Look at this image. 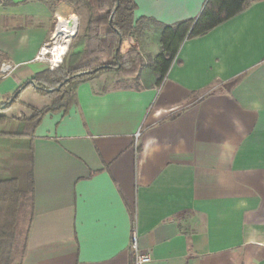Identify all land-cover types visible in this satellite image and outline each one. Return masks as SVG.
<instances>
[{
  "label": "crops",
  "instance_id": "0c3cea01",
  "mask_svg": "<svg viewBox=\"0 0 264 264\" xmlns=\"http://www.w3.org/2000/svg\"><path fill=\"white\" fill-rule=\"evenodd\" d=\"M6 1L0 104L47 69L34 58L65 15L60 2ZM134 2L135 21L171 25L205 0ZM156 36L145 21L121 51L153 57ZM140 76L146 85L135 89L105 71L77 84L68 112L45 114L29 138L0 136V177L31 170L34 183L18 264H131L133 230L147 264H264V0L184 41L159 85ZM19 102L0 114L50 99L27 87Z\"/></svg>",
  "mask_w": 264,
  "mask_h": 264
},
{
  "label": "trees",
  "instance_id": "16d2710c",
  "mask_svg": "<svg viewBox=\"0 0 264 264\" xmlns=\"http://www.w3.org/2000/svg\"><path fill=\"white\" fill-rule=\"evenodd\" d=\"M79 1L91 10L79 43L69 51L57 69H45L35 74L1 103L0 109L9 112L13 106L20 105V93L27 87H31L40 96L48 97L50 104L26 105L19 116L11 112L0 114V136L29 138L45 114L68 112L75 100L77 84L105 71H115L122 87L139 89L146 85V82H141L140 76L146 70L155 76L154 84L159 85L184 41L206 34L257 0H205L196 17L171 25L159 24L146 18L135 21L134 0ZM7 2L0 0V4ZM145 21H152L157 27L156 41L159 44V52L153 57L149 56L148 62L135 46H129L125 52L121 51L123 40L136 39ZM107 48L110 50V58L103 60L102 55ZM33 207L34 183L31 170L5 172L0 177V264L2 243L10 238L22 241L20 260L33 218Z\"/></svg>",
  "mask_w": 264,
  "mask_h": 264
},
{
  "label": "built area",
  "instance_id": "2783aa9c",
  "mask_svg": "<svg viewBox=\"0 0 264 264\" xmlns=\"http://www.w3.org/2000/svg\"><path fill=\"white\" fill-rule=\"evenodd\" d=\"M63 19H67L68 24L71 25V17ZM75 22L76 27L74 33L72 35H68L67 33H62L61 31L58 32L60 25V20L58 17L53 32L49 36L48 40L40 47L34 58V61L44 64L48 70L52 71L57 69L63 63V60L68 53L70 38L73 37L77 31L76 19ZM8 69L9 66H5L2 68V73H5ZM139 134L140 132L136 133L135 140H137ZM129 248L133 256L131 264H147L151 261V255L139 248L138 238L135 230H133L131 233Z\"/></svg>",
  "mask_w": 264,
  "mask_h": 264
},
{
  "label": "rangeland",
  "instance_id": "374dc122",
  "mask_svg": "<svg viewBox=\"0 0 264 264\" xmlns=\"http://www.w3.org/2000/svg\"><path fill=\"white\" fill-rule=\"evenodd\" d=\"M48 2L55 6L59 5V2H55L54 0H48ZM60 3L63 4V10L65 15L62 18L75 17L77 20V31L73 37L70 38L69 43V51L73 50V48L79 43L80 38L83 34L82 26L87 21L88 16L91 13V10L79 0H61ZM57 23V19L54 23V26ZM145 54V60L148 62V54L144 50H142ZM67 53V55H68ZM67 55L65 57H67ZM104 55L102 59L104 60ZM109 60V59H108ZM22 248V241L19 239H7L2 243V259L1 264H18L20 252Z\"/></svg>",
  "mask_w": 264,
  "mask_h": 264
},
{
  "label": "bare ground",
  "instance_id": "6f19581e",
  "mask_svg": "<svg viewBox=\"0 0 264 264\" xmlns=\"http://www.w3.org/2000/svg\"><path fill=\"white\" fill-rule=\"evenodd\" d=\"M75 19H76L75 17H71L72 22L70 23L71 25H69L67 19L59 18L60 25L58 28V32L61 31L62 33H67L68 35H72L76 27Z\"/></svg>",
  "mask_w": 264,
  "mask_h": 264
}]
</instances>
